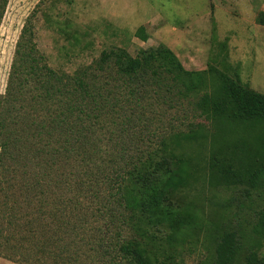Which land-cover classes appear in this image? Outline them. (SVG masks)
Masks as SVG:
<instances>
[{
	"label": "trees",
	"instance_id": "16d2710c",
	"mask_svg": "<svg viewBox=\"0 0 264 264\" xmlns=\"http://www.w3.org/2000/svg\"><path fill=\"white\" fill-rule=\"evenodd\" d=\"M32 23L0 95V258L180 264L206 238L212 264H264V94L213 67L187 70L163 44L57 71ZM209 88L197 108L211 129L138 131L149 100ZM200 182L211 196L192 191ZM239 194L250 203L235 208ZM247 208L256 223L244 224Z\"/></svg>",
	"mask_w": 264,
	"mask_h": 264
},
{
	"label": "rangeland",
	"instance_id": "374dc122",
	"mask_svg": "<svg viewBox=\"0 0 264 264\" xmlns=\"http://www.w3.org/2000/svg\"><path fill=\"white\" fill-rule=\"evenodd\" d=\"M28 18L37 47L57 71L74 74L111 49L124 48L137 56L142 49L163 44L187 70L213 67L264 94V0H8L6 6L0 0V95L6 92ZM207 92L211 88L187 99L165 94L149 100L142 119L151 124L138 122V131L151 133L158 126L162 132L211 129L197 108ZM186 151L192 154V149ZM194 186L193 192L211 196L202 182ZM230 196L225 194L226 201ZM238 197L235 208L240 200L250 203ZM239 215L245 225L257 222L256 210L242 209ZM261 248L264 252V241ZM212 253L208 240L201 238L186 247L180 264H212ZM0 264L14 263L0 258Z\"/></svg>",
	"mask_w": 264,
	"mask_h": 264
},
{
	"label": "crops",
	"instance_id": "0c3cea01",
	"mask_svg": "<svg viewBox=\"0 0 264 264\" xmlns=\"http://www.w3.org/2000/svg\"><path fill=\"white\" fill-rule=\"evenodd\" d=\"M9 262V261H8Z\"/></svg>",
	"mask_w": 264,
	"mask_h": 264
}]
</instances>
